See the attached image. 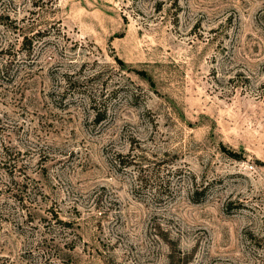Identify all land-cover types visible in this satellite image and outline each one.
<instances>
[{
  "label": "rangeland",
  "instance_id": "rangeland-1",
  "mask_svg": "<svg viewBox=\"0 0 264 264\" xmlns=\"http://www.w3.org/2000/svg\"><path fill=\"white\" fill-rule=\"evenodd\" d=\"M0 264H264V0H0Z\"/></svg>",
  "mask_w": 264,
  "mask_h": 264
},
{
  "label": "trees",
  "instance_id": "trees-1",
  "mask_svg": "<svg viewBox=\"0 0 264 264\" xmlns=\"http://www.w3.org/2000/svg\"><path fill=\"white\" fill-rule=\"evenodd\" d=\"M27 37H25V39H26ZM28 52H30V51H28ZM118 61L121 63V64H124L120 59H118ZM139 74H141V75H143V76H147L146 75V73L145 72H139ZM232 156H234V157H236L237 155L235 154V153H230Z\"/></svg>",
  "mask_w": 264,
  "mask_h": 264
}]
</instances>
